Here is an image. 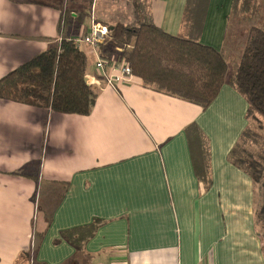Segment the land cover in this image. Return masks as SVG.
Instances as JSON below:
<instances>
[{"label":"crops","instance_id":"0c3cea01","mask_svg":"<svg viewBox=\"0 0 264 264\" xmlns=\"http://www.w3.org/2000/svg\"><path fill=\"white\" fill-rule=\"evenodd\" d=\"M80 1L69 7L89 13L67 27L60 0H0V79L86 35L91 1ZM233 2L209 0L191 33L223 50ZM187 3L152 0L153 23L189 38ZM79 48L97 92L90 115L0 100V264H264L256 189L230 159L249 127L245 97L226 83L203 109L135 77L108 86Z\"/></svg>","mask_w":264,"mask_h":264},{"label":"trees","instance_id":"16d2710c","mask_svg":"<svg viewBox=\"0 0 264 264\" xmlns=\"http://www.w3.org/2000/svg\"><path fill=\"white\" fill-rule=\"evenodd\" d=\"M151 1L148 10L140 2V11L132 26H107L110 34L106 46L102 47L103 55L119 56L145 86L203 109L212 104L226 83L245 97L249 103V127L232 150L230 159L253 181L257 225L264 236V0H234L225 47L221 51L204 45L191 33L201 29L209 0H188L185 21L189 24V38L171 35L157 27L152 21ZM87 12L68 9L62 11V18L67 27L72 21L80 25ZM231 19L238 31L237 35L233 32L232 48L237 49L241 41L240 58L232 71L225 51ZM76 40L64 35L57 46L0 79V100L59 114L90 115L97 92L86 82L88 57ZM255 118L257 127L253 126ZM193 130L190 134L195 140L194 158L205 162L207 150ZM197 168L202 170L204 165L199 164ZM72 234L65 236L72 238ZM91 234L88 231L82 239L87 240Z\"/></svg>","mask_w":264,"mask_h":264},{"label":"rangeland","instance_id":"374dc122","mask_svg":"<svg viewBox=\"0 0 264 264\" xmlns=\"http://www.w3.org/2000/svg\"><path fill=\"white\" fill-rule=\"evenodd\" d=\"M67 3L70 2V0H65ZM64 0H60L62 5H65V10L67 9H71L69 6V3H65ZM90 4H91V10L90 12L93 13V8H94V16L95 18L102 23L103 25L106 26H116L118 24H122L125 26H132L135 22H136V17H137V13L138 11H140L138 9V6L141 5L140 2H142V4L145 5V7L149 8V4H150V0H107V1H103L102 3H99V0H96V2L93 4L94 0H90ZM65 3V4H64ZM81 4V5H80ZM80 8H88L89 4L87 0H81L80 1ZM140 4V5H139ZM91 17V16H90ZM237 24L235 23V21L233 19H231V23H230V29L228 32V37H227V46H226V54L228 55V59H229V65L231 67V71L232 68L235 64V62H237V60L240 58V42L239 44H237L238 46L236 47L237 49L232 48V45L234 43L233 40V32L237 35ZM235 38V37H234ZM257 119L255 118V122H254V127H257ZM258 133H260V131H256ZM264 231V228H263Z\"/></svg>","mask_w":264,"mask_h":264},{"label":"built area","instance_id":"2783aa9c","mask_svg":"<svg viewBox=\"0 0 264 264\" xmlns=\"http://www.w3.org/2000/svg\"><path fill=\"white\" fill-rule=\"evenodd\" d=\"M96 0L93 1V4ZM91 13V24L89 32L77 38L78 47L87 46L95 58L96 69L100 72L101 79L108 86L121 87L128 85L133 79L130 66L119 58V56L107 57L103 55L102 47L106 46L110 30L106 25L100 23ZM92 12V10H91ZM122 53L121 49H117ZM89 85V84H88Z\"/></svg>","mask_w":264,"mask_h":264}]
</instances>
